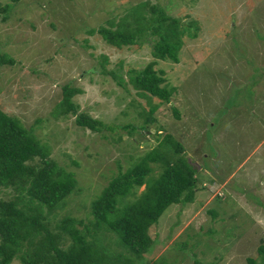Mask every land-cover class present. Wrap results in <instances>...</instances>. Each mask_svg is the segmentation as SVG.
Here are the masks:
<instances>
[{"label": "rangeland", "instance_id": "obj_1", "mask_svg": "<svg viewBox=\"0 0 264 264\" xmlns=\"http://www.w3.org/2000/svg\"><path fill=\"white\" fill-rule=\"evenodd\" d=\"M151 7L190 23L196 34L181 38L179 63L155 66L175 88L169 103L149 100L129 83L130 70L153 61V36L115 48L89 34L100 27L136 32ZM0 56L14 61L0 66V110L32 128L50 159L77 181L57 207L44 209L53 233L66 217L88 223L91 203L118 167L129 170L167 135L196 170L197 190L193 202L170 205L148 230L154 246L139 262L264 264V0H0ZM64 86L80 91L72 97L79 113L113 132L82 129L71 113L58 114ZM150 102L158 105L155 122L128 136L123 126L141 125ZM151 167L157 177L160 164ZM102 239L110 254L124 251L117 235ZM19 256L11 264H22Z\"/></svg>", "mask_w": 264, "mask_h": 264}, {"label": "trees", "instance_id": "obj_2", "mask_svg": "<svg viewBox=\"0 0 264 264\" xmlns=\"http://www.w3.org/2000/svg\"><path fill=\"white\" fill-rule=\"evenodd\" d=\"M9 1L17 3L21 0ZM188 27L167 15L162 8L151 7L150 16L136 32L100 27L89 34H98L115 48L140 46L147 41L142 35L153 36V61L143 69L130 70L129 83L141 96L169 103L175 88L167 87L164 71L156 70L155 66L158 61L179 63L181 38L196 36L188 32ZM103 60L105 62V57ZM7 63L14 61L0 56V66ZM111 75L118 86L126 90L124 81L113 72ZM79 92L64 86L56 112L61 116L71 113L79 128L113 132L114 127L78 112L72 97ZM157 109L158 105L150 102L148 116L143 114L142 124L125 125L122 130L128 132V136L140 128L145 132L147 126L155 122L153 114ZM174 116L179 117L175 109ZM170 139L166 135L162 144L138 159L129 170L122 172L118 167L116 176L91 203L88 223L66 217L59 221L58 232L53 233L44 209L57 207L70 195L77 187L76 178L73 172L50 159V148L40 143L32 128L24 127L17 118L0 110V193L4 190L13 193L11 199L0 198V264H11L19 254L22 264H142L140 259L150 252L155 242L148 230L157 224L170 205L184 206L193 202L197 190L196 170L183 157L182 145ZM165 142L173 146L171 150H166ZM35 159L39 164L31 163ZM152 164H160L162 168L157 177L152 176ZM148 176L153 178L148 179ZM142 186L144 189L138 195L136 191ZM106 234L117 235L124 251L110 254L103 244L102 238ZM25 246L27 251L23 253ZM258 252L263 262L264 247L259 246ZM193 264L206 263L194 260ZM248 264L256 263L248 259Z\"/></svg>", "mask_w": 264, "mask_h": 264}]
</instances>
